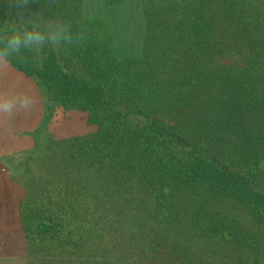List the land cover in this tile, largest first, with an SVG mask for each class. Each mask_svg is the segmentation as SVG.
Segmentation results:
<instances>
[{
  "label": "trees",
  "instance_id": "obj_1",
  "mask_svg": "<svg viewBox=\"0 0 264 264\" xmlns=\"http://www.w3.org/2000/svg\"><path fill=\"white\" fill-rule=\"evenodd\" d=\"M140 1V53L123 57L82 0H0V54L97 124L13 175L28 252L45 264H264V0ZM28 30L45 42L2 54Z\"/></svg>",
  "mask_w": 264,
  "mask_h": 264
},
{
  "label": "rangeland",
  "instance_id": "obj_2",
  "mask_svg": "<svg viewBox=\"0 0 264 264\" xmlns=\"http://www.w3.org/2000/svg\"><path fill=\"white\" fill-rule=\"evenodd\" d=\"M141 5L140 0H122L117 5L82 0L87 18H102L109 24L115 51L123 57L140 53L144 31ZM39 17L44 18L43 14ZM44 21L64 54L68 39L63 29L46 17ZM0 96L11 97L15 105L13 115L0 112V264H45L43 258L36 259L28 252L20 213L26 192L13 175L21 174L27 159L45 155L59 140L93 133L97 124L88 120L86 111L51 100L38 77L26 75L1 54Z\"/></svg>",
  "mask_w": 264,
  "mask_h": 264
},
{
  "label": "clouds",
  "instance_id": "obj_3",
  "mask_svg": "<svg viewBox=\"0 0 264 264\" xmlns=\"http://www.w3.org/2000/svg\"><path fill=\"white\" fill-rule=\"evenodd\" d=\"M27 3V0H24ZM49 40L55 41L56 36L52 35L48 37ZM45 42V35L38 30H28L22 33H13L7 39V49L4 53L8 51L20 52L22 48L31 47L33 45H42ZM15 105L13 99L9 96H0V112L13 115V109Z\"/></svg>",
  "mask_w": 264,
  "mask_h": 264
}]
</instances>
